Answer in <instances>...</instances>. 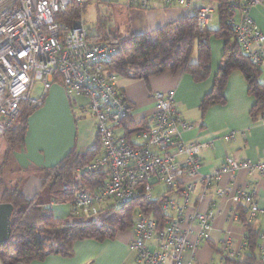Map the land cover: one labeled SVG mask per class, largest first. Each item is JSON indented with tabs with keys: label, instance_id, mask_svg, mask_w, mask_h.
<instances>
[{
	"label": "built area",
	"instance_id": "built-area-1",
	"mask_svg": "<svg viewBox=\"0 0 264 264\" xmlns=\"http://www.w3.org/2000/svg\"><path fill=\"white\" fill-rule=\"evenodd\" d=\"M90 1L0 0V136L13 124L22 104L42 107L49 88L57 84L55 80L60 81L57 85L64 89L72 112L80 110L77 118L89 112L98 138L96 157L76 171L102 170L105 174L90 191L75 193L69 203L72 214L88 220L139 197L151 201L153 186L149 181L154 178L164 186L160 199L165 223L139 212L128 249L137 264H183L185 251L194 253L207 238L213 212L203 209L201 202L213 182H217L214 194L218 198L233 205L242 203L247 219L255 217L258 207L253 192L235 186V181L240 172L264 173V159L253 163L225 155L218 169L202 174L200 156L211 143L183 141L181 129L190 130L193 125L180 118L173 90L150 94L151 121L133 134L140 143L118 134L130 113L128 100L117 86L118 76L108 67L118 51L108 43L90 41L81 19L73 25L61 19L70 4L83 7ZM128 1L143 7L149 1L186 7L200 1L196 11L199 33L204 32L216 11L212 0ZM227 1L228 9L237 12V19L228 22L237 44L253 65L263 69L264 36L249 17L250 8L261 1ZM37 84L41 86L39 93L34 92ZM235 135L231 132L223 141H234ZM224 177L228 182L221 185ZM198 186L204 190L197 204L191 205L190 195ZM228 244L226 236L220 246L222 252ZM259 256L264 261V252Z\"/></svg>",
	"mask_w": 264,
	"mask_h": 264
},
{
	"label": "trees",
	"instance_id": "trees-1",
	"mask_svg": "<svg viewBox=\"0 0 264 264\" xmlns=\"http://www.w3.org/2000/svg\"><path fill=\"white\" fill-rule=\"evenodd\" d=\"M215 1L218 3V28L213 33L217 38L223 39L224 45L212 89L202 98L199 110L204 115L210 107L224 105L227 79L233 71H238L245 80L247 93L254 100L249 110L250 120L254 123L264 117V79H261L263 69L253 65L237 44L233 29L228 23L230 18L234 17L235 11L228 9V1ZM85 6L70 4L61 17L62 21L73 25L80 20ZM91 40L116 47L118 52L108 64L112 72L121 78L141 80L145 85H148L151 78L164 74L188 73L195 82L204 81L210 74L208 31H197L196 14L140 35H98L90 38ZM194 49L197 53L196 59L190 62ZM54 82L61 84L57 80ZM69 105L71 107L70 103ZM129 108L131 109L130 105ZM37 109L39 108L30 104H22L19 115L3 134L7 149L0 163V203L11 205L13 212L9 240L0 247V263L30 264L44 261L50 255L69 258L73 255V247L77 242L90 240L102 243L113 240L118 232L131 230L135 213L151 215L158 221L163 217L161 199L146 201L139 197L121 207L106 209L95 218L87 220L75 216L72 212L66 218H56L51 209L38 202L35 197L27 198L21 186L14 183L12 178H8L9 175L14 172L43 173L41 188L47 189L53 201L68 204L75 193L90 191L105 178L102 170L83 174L76 171L96 157L98 139L97 146L84 153H78L74 146L63 162L55 168L34 167L26 171L17 168L14 153L23 147L27 119ZM129 116L130 113L122 124L123 128L127 129L128 125L131 128L130 131H124L128 141L130 134L133 135L147 127V121L135 122L128 120ZM4 174H7L6 177ZM237 213L245 230L242 253L239 252L233 257L224 255L221 264H264L256 252L260 232L253 229L239 208ZM219 252L223 254L222 251Z\"/></svg>",
	"mask_w": 264,
	"mask_h": 264
},
{
	"label": "crops",
	"instance_id": "crops-1",
	"mask_svg": "<svg viewBox=\"0 0 264 264\" xmlns=\"http://www.w3.org/2000/svg\"><path fill=\"white\" fill-rule=\"evenodd\" d=\"M93 1H96L97 4L101 2L104 4L115 3V5H118L117 3H119V0H91L90 2ZM260 1L262 4L250 8L249 17L264 36V0ZM90 2L85 4L86 6L81 15V20L82 16L89 8ZM212 2L216 7L214 13H217L218 3L215 0H212ZM193 3L186 7L177 5L173 2L163 3L153 1L143 7L138 4H130L127 0L128 8L137 9L134 12L135 15L141 14L140 9L147 10L145 12L147 15L145 16L146 22L143 25L142 33L128 31L125 34L114 33L108 28L109 18L98 12V6L96 4L93 10L96 13L95 28L93 33L90 34L87 32V35L90 40V38L98 35L124 36L128 34L140 35L148 33L162 28L168 23L196 14L200 5L198 7H196V5L193 7ZM191 11H193L192 15H190ZM236 15L237 12L235 11L233 18L237 19ZM262 49L264 51V44L262 45ZM217 69L212 70L210 67L208 78L201 82H195L188 73L164 74L151 78L148 81V85H145L141 80L125 79L121 77H118L117 80L118 88L124 93L131 106L128 120L132 119L135 122L143 123L147 121V123H145L146 126L151 121L153 110V102L150 99V94L153 91H174L176 109L180 118L188 123H193L195 121L198 123L202 122L198 128L193 127L190 130L181 129V138L183 141L186 143H211L210 148L200 156L202 161L200 172L202 174H211L214 170L218 169L223 164L225 155L233 156L239 160H249L253 163L264 159V126H256L257 124L255 123L259 120L252 123L249 117V110L254 103L253 98L252 101L250 98L244 97L239 107L235 110L228 111L226 108V99L224 105L212 106L204 115L200 112V102L202 98L211 91ZM193 110L198 111L197 115L191 112ZM243 116H247L248 120L243 118ZM199 118L201 121H199ZM212 119L215 120L214 130H217L215 132L208 131L210 123L206 120ZM130 130L131 128L128 125L127 129H118L116 132L124 135V131ZM231 132L236 133L235 140L228 143L224 142L223 137ZM243 132H246V134L244 135ZM129 140L132 143H140V140L132 134L129 135ZM227 180L228 177H224L220 182L221 185L227 184ZM149 182L153 186V194H157V197H153L152 200H159L164 190L160 192L158 190L155 191V187L162 184L157 183L154 178L150 179ZM38 185L41 188V181L31 177L22 189L23 194L27 198L35 197L37 199L38 193L36 189ZM235 186L241 187L246 192H253L254 201L258 207V212L255 217L252 220L247 219L244 209H242V203L233 205L226 199L218 198L214 194L217 188V182H213L211 186L208 187L206 197H204L201 202L203 209L213 212V220L210 223L207 238L199 244V247L194 253L190 249L185 251L183 264H221L224 255L229 256L232 252L242 253L241 248L244 243L245 230L239 220L237 208L246 216L247 221L252 224L253 229L260 232L256 252L259 255L264 252V173L247 174L246 172H240L237 175ZM203 190L201 186H198L190 195L191 205L197 204ZM172 197L179 202L181 201L177 195H172ZM49 208L56 218H64L62 216H56L54 212L59 211L60 207H56L53 202L49 204ZM68 215L69 213L66 217H68ZM159 222L163 225L165 223V218L160 217ZM131 235L132 229L118 232L113 240H106L102 243L90 240L77 242L73 247V255L69 258L50 255L46 257L44 261L32 262L30 264H137L134 256L128 249ZM226 236L229 239V244L226 251L221 254L219 252L221 251L220 246Z\"/></svg>",
	"mask_w": 264,
	"mask_h": 264
},
{
	"label": "rangeland",
	"instance_id": "rangeland-1",
	"mask_svg": "<svg viewBox=\"0 0 264 264\" xmlns=\"http://www.w3.org/2000/svg\"><path fill=\"white\" fill-rule=\"evenodd\" d=\"M118 2H119L117 3L118 5H115V3L104 4L100 2L97 4L96 1L90 2L89 8L82 16V21L85 23L86 29H88L87 32L91 34L94 31L96 13L93 10L95 9L96 4H97L98 12L100 14L106 15L109 18L108 28L112 32L119 33V34H125L128 31L133 32V33H142L143 25L146 22L145 16L147 14L145 12L147 10L140 9L141 14L135 15L134 12L137 9L128 8L127 0H119ZM150 2H153V1H149L146 4V6ZM205 2H209V1H205ZM201 4L202 2L197 1V2H194L192 6L194 7L196 5V7H198ZM192 14H193V11L190 12V15ZM217 28H218V16H217V13H213L212 19L206 27L208 31V41H209L210 53H211L210 67L212 68V70H216L219 66V63L221 62V55H222L223 45H224L223 39L217 38L215 34L213 33ZM206 29L204 30V32L206 31ZM196 54H197L196 50L194 49L190 56V62L195 61ZM261 79L262 80L264 79V68H263ZM40 89H41V86L37 84L34 87V92L39 93ZM244 97L245 98L248 97L252 100V97L247 93L246 83L241 73L238 71H233L229 75L227 82H226V86L224 88V98H225V102L227 99L226 108L228 109V111L235 110L236 108H238L240 102H242ZM191 112L194 115H197L198 113L197 110L195 111L193 110ZM73 114H74V119L76 121L75 122L76 136L74 140V146L78 153H84L85 151L97 146L96 130L94 126V121L90 117L89 112L87 114L82 115L80 118H77V116L80 114L79 109H76L75 111H73ZM243 118H246L248 120L247 116L245 117L243 116ZM199 121H201L200 118H199ZM206 121H209L210 123L208 127L209 132L217 131V130H214V123H215L214 119L206 120ZM191 124L193 125L194 128H198L199 125L202 124V122L198 123L195 121ZM255 124H257L256 126L258 127L264 126V117L259 119V121ZM255 124H252V125H255ZM243 134L245 135L246 132H243ZM6 149H7L6 139L2 135L0 136V163H1L2 155L6 151ZM16 166L19 169L18 165ZM14 173L9 175L8 178H12L14 183L19 184L21 186V189H23V187L26 185V183L31 177H34L38 181H41L42 177L44 176L43 173L42 174H33V173L31 174V173L22 172L19 174L16 173V175ZM4 175L6 177L7 174H4ZM156 190H158L159 192L163 191L164 190L163 184L157 185L155 187V191ZM36 191L38 193L37 200L41 202L42 204H44V206L49 207V204L53 202L56 207H60L59 211L54 212L56 216L58 215V216H62L66 218L67 214L71 212V207L68 204L53 201L51 196L48 194L46 188H40L38 185V188L36 189ZM153 197L156 198L157 194H153ZM136 217H137V213H135L134 220L136 219Z\"/></svg>",
	"mask_w": 264,
	"mask_h": 264
},
{
	"label": "water",
	"instance_id": "water-1",
	"mask_svg": "<svg viewBox=\"0 0 264 264\" xmlns=\"http://www.w3.org/2000/svg\"><path fill=\"white\" fill-rule=\"evenodd\" d=\"M75 136V119L64 89L53 84L43 106L27 119L23 147L14 159L22 171L55 168L74 148ZM12 212L11 205L0 203V247L9 240Z\"/></svg>",
	"mask_w": 264,
	"mask_h": 264
},
{
	"label": "flooded vegetation",
	"instance_id": "flooded-vegetation-1",
	"mask_svg": "<svg viewBox=\"0 0 264 264\" xmlns=\"http://www.w3.org/2000/svg\"><path fill=\"white\" fill-rule=\"evenodd\" d=\"M21 151V148H20V150H19V152ZM19 167V166H18ZM20 168V167H19Z\"/></svg>",
	"mask_w": 264,
	"mask_h": 264
}]
</instances>
